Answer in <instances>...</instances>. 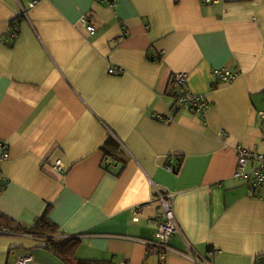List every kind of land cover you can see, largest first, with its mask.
Returning <instances> with one entry per match:
<instances>
[{
	"label": "crops",
	"instance_id": "0c3cea01",
	"mask_svg": "<svg viewBox=\"0 0 264 264\" xmlns=\"http://www.w3.org/2000/svg\"><path fill=\"white\" fill-rule=\"evenodd\" d=\"M27 3L0 0V213L32 224L50 205L79 258L264 264V167L237 174L238 148L264 153V0ZM180 72L201 111L171 90ZM170 193L162 256L146 242ZM36 248L0 233V264H48Z\"/></svg>",
	"mask_w": 264,
	"mask_h": 264
},
{
	"label": "built area",
	"instance_id": "2783aa9c",
	"mask_svg": "<svg viewBox=\"0 0 264 264\" xmlns=\"http://www.w3.org/2000/svg\"><path fill=\"white\" fill-rule=\"evenodd\" d=\"M40 0H28L27 7L23 8V14L27 13V9L30 7H34ZM207 1H219V0H207ZM83 25L86 27L89 33L93 34L96 32V27L92 23H90L86 17L81 18ZM110 73L120 74L124 71L122 67H110ZM217 75L223 79H231L233 78V74L229 70L220 71ZM186 73H178L176 75V82L179 84H183L186 81ZM181 101L193 106L196 110L201 111L206 105L205 98L201 99L195 97L190 94V92H186ZM262 116L264 119V111H262ZM172 119V117H169ZM238 164H239V171L238 175L244 170L250 162L253 161H260L264 167V153H259L256 150H250L247 148H238ZM9 157V149L7 147V143L0 138V160L7 159ZM55 168L62 170V161L58 160L55 165ZM264 181V172L259 176V182ZM173 194H169L167 196L160 195V199L164 205V215L165 220L159 223L158 230L156 232V240L147 241V247L150 252H159L162 256H164V251L167 250L168 247V240L170 239L171 235L176 232H180L181 228L180 225L175 217L173 203L171 202L170 198H172ZM2 227H0L1 229ZM193 247V246H192ZM193 250V249H192ZM33 259V256L28 254L24 255L23 257L19 258L18 263H26ZM200 264H211L208 260H204L200 262Z\"/></svg>",
	"mask_w": 264,
	"mask_h": 264
},
{
	"label": "trees",
	"instance_id": "16d2710c",
	"mask_svg": "<svg viewBox=\"0 0 264 264\" xmlns=\"http://www.w3.org/2000/svg\"><path fill=\"white\" fill-rule=\"evenodd\" d=\"M106 1V0H98ZM111 4L115 0H107ZM173 82L171 90L175 92L178 99L183 96L186 92L185 84ZM179 87L183 91L177 90ZM185 104L184 102H182ZM186 105V104H185ZM257 161V160H256ZM253 161L252 163L256 162ZM174 172H178L180 169V163L172 166ZM50 205H47L43 213L32 223L23 224L15 221L12 217L7 214L0 213V233L5 235H30L42 240V246L49 249L53 254L59 257L65 264H117L112 260L106 259H89L79 258L75 255L76 247L79 243V239L74 236H66L62 240H57L60 230L55 222L49 219Z\"/></svg>",
	"mask_w": 264,
	"mask_h": 264
},
{
	"label": "rangeland",
	"instance_id": "374dc122",
	"mask_svg": "<svg viewBox=\"0 0 264 264\" xmlns=\"http://www.w3.org/2000/svg\"><path fill=\"white\" fill-rule=\"evenodd\" d=\"M36 250L38 252L44 253L46 252V255L48 253V257H47V263L48 264H65L64 262H62L61 259H59L57 256H55V254H53L52 252L45 250L44 248H36ZM35 252V249L33 250Z\"/></svg>",
	"mask_w": 264,
	"mask_h": 264
}]
</instances>
